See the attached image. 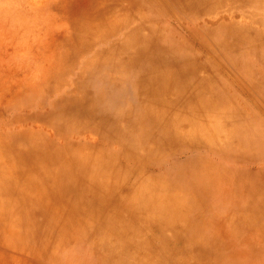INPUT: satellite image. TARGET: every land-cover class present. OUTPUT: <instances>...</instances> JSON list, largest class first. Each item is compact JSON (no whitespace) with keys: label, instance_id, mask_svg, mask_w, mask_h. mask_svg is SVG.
I'll return each mask as SVG.
<instances>
[{"label":"bare ground","instance_id":"bare-ground-1","mask_svg":"<svg viewBox=\"0 0 264 264\" xmlns=\"http://www.w3.org/2000/svg\"><path fill=\"white\" fill-rule=\"evenodd\" d=\"M164 2L225 7L194 30L204 59L156 0H86L0 113L5 264H264V0Z\"/></svg>","mask_w":264,"mask_h":264},{"label":"rangeland","instance_id":"rangeland-1","mask_svg":"<svg viewBox=\"0 0 264 264\" xmlns=\"http://www.w3.org/2000/svg\"><path fill=\"white\" fill-rule=\"evenodd\" d=\"M85 1L86 0H0V95H4L0 98V105L3 106H0V113L3 114H1V116H4V119L7 117L9 118L11 112H13V110L10 109L13 107L11 105H14V103L20 100V97H23L26 91L29 90L27 87L28 83L36 79L40 72L45 71L46 66H49L54 61L56 53L54 39L59 34H64L67 31V27L61 26V18L63 17L66 20L68 15L70 16L72 14L75 4L81 5ZM156 1L165 16V20H158L160 23L159 25H164L165 21L175 25V27L187 37L192 45L198 51L202 52V54L198 56L204 59V55H207L208 52L201 41L194 35V30L202 27L208 21L217 20L223 11H225L223 9L225 7H222L223 11L221 9H216L209 13L205 12L197 15L193 20L188 21L180 19L174 14L166 6L164 0ZM235 11L236 14H239V10ZM74 69L77 70V66H75ZM232 74L236 79L244 82V88L248 89L243 75L241 76L239 73L235 72ZM62 91H69L72 93L75 90L74 87L68 85L66 88L62 86L58 87L57 91L52 92L57 95V93ZM252 94L256 100L261 96L259 92ZM15 111L24 113L26 109L19 107L16 108ZM25 122L32 128H38V126L42 124L40 122L39 124L35 120L30 121L27 119ZM255 123L259 128H263L264 118L257 115ZM20 124L19 121H15L12 125L19 128ZM48 129L51 130L50 127H48ZM85 136L86 139L94 142V135L92 133L85 132L84 137ZM262 137L264 138V130ZM116 140L111 144L115 146L116 143L119 142L118 140L116 142ZM103 144L104 143H102V146ZM255 155L259 156L262 161H264V147L254 151L252 157ZM250 160L252 159L250 158ZM57 167L60 166L58 165ZM262 200H264V197ZM221 218H223V216ZM208 233L211 234L210 232ZM230 245L233 246L234 244L230 243ZM218 246L219 245H216L212 248L217 249ZM1 250L2 249H0V251ZM14 256V253H12L9 258H12L11 260L13 261ZM27 257L25 259L29 262V258ZM4 260L5 258H2L0 255V264H5ZM16 261L15 263L14 261L11 263L7 261L6 264H24L21 259ZM32 264L45 263H37L34 261Z\"/></svg>","mask_w":264,"mask_h":264}]
</instances>
